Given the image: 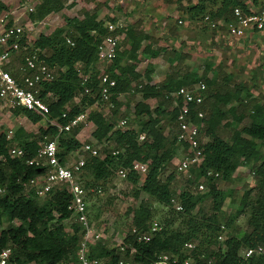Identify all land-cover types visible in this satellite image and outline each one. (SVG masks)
<instances>
[{
  "label": "trees",
  "instance_id": "16d2710c",
  "mask_svg": "<svg viewBox=\"0 0 264 264\" xmlns=\"http://www.w3.org/2000/svg\"><path fill=\"white\" fill-rule=\"evenodd\" d=\"M213 1H219L215 9L208 7L207 0H198L184 6L183 12L190 19L198 17L200 23L208 16L210 22H219L223 27L235 20V7L246 14L251 12L245 0ZM163 2L169 4L175 0ZM62 7V0H41L36 14L43 18ZM111 20L115 23L114 18ZM66 25V32L56 28L50 34H39L31 45H26L27 38L23 35L20 51L6 66L7 70L17 75L24 54L31 49L38 50L45 63L55 69L54 79L43 83L40 92L49 107L46 118L60 125L68 124L101 101L100 71L95 68V64L99 59L98 47L108 34L104 22L95 12L85 11L82 18H68ZM116 31L123 35V49L117 50L115 57L108 61L103 70L115 80L109 99L112 103L111 112L116 114L118 110L119 94L140 92L142 99L134 105V113L140 117V125L138 129L130 125L125 128L116 127L112 115L105 116L97 110L87 114V120L95 126L93 139L106 145L102 147L100 156L87 154L82 169L91 174L93 180L86 182L85 187H95L97 182L104 184L115 170L127 169L126 179L136 185L133 195L138 197L140 192L146 195L140 199L136 208L131 209V226L138 232L148 230L153 201L174 210L172 199H175L181 206L176 212L182 215V219L178 227H173L171 220H165L162 228L153 233L148 241H137V234L129 229L123 243L134 248L132 253L129 248L120 251L118 247L110 248L101 241L91 243L90 257L103 258L111 264H116L118 258L128 259L135 264H156L157 257L166 253L176 258L175 264H182L186 257H191L192 264H264V255L253 256L248 260L238 255L241 247L264 245V152H261V147H264V103H260L257 95L252 96L246 83L233 80L231 73L219 69L212 70L213 76L209 77L207 72L199 76L195 72L179 69L178 64L186 54L178 53L172 47L151 48L148 44L143 47V42L150 40V37L143 31L139 20ZM66 37L73 44L67 43ZM25 45L26 49L23 48ZM166 52L170 53L166 57L169 66L173 65L166 78L154 82L151 77L153 65L148 63L143 79L136 70L141 55L155 58L165 56ZM78 65H82V73L88 76L84 84L76 67ZM220 72L222 74L218 78ZM201 80L206 87L205 100L199 105L191 104L188 117L197 125L205 123L204 135L207 140L200 142L203 160L198 166L189 168L190 177L187 182L190 186H196L199 177L205 178L206 191L193 193L190 189H184L177 193L172 185L173 173H168L164 179L160 178L171 166L176 151L179 148L186 150V145L178 141L177 115L182 101L171 94ZM85 88L91 91L87 93ZM48 93L51 97L46 96ZM77 94L81 98L73 102ZM245 96L249 99L246 100ZM149 98L156 99L154 107L145 102ZM199 110H204L206 117L198 118ZM12 112L23 115L32 123L43 118L24 107H18ZM64 112L65 117L62 116ZM245 118L246 122L240 129L229 128L230 120L241 124ZM80 127L81 123L67 131L58 132L56 126L48 124L40 127L35 134H28L19 127L13 134L14 141L20 140L17 145L23 149V154L18 157H11L10 140L6 138V133L0 132V186L4 187V192L0 193V249L11 248L10 260L14 264L76 262L82 237L81 227L71 222L70 229H66L63 223L71 215L68 209L71 195L65 184H58L39 200L31 182L45 174L46 167L28 164V161L36 155L42 142L57 136L58 156L64 162L70 152L78 150L82 145L77 139ZM142 133L145 139L139 141L138 136ZM114 150H119V153L112 154ZM133 161L147 164L143 177L130 169ZM240 166H250L256 181L255 187H246L235 213L221 216L225 199L236 191L225 193L219 188V182L223 180L230 184ZM209 170L218 175H206ZM250 194H253L251 199ZM247 206L250 212L248 228L242 232L235 221ZM14 220L19 223L12 224ZM4 221L9 225L1 228ZM225 228L230 231L224 241L219 243L217 237ZM195 241H198L197 246L188 251L185 244Z\"/></svg>",
  "mask_w": 264,
  "mask_h": 264
},
{
  "label": "rangeland",
  "instance_id": "374dc122",
  "mask_svg": "<svg viewBox=\"0 0 264 264\" xmlns=\"http://www.w3.org/2000/svg\"><path fill=\"white\" fill-rule=\"evenodd\" d=\"M41 0H0V29L7 27V24L20 26L23 30V35L26 36L27 42L31 45L33 40L39 34H50L56 28L64 29L67 31V19L72 17L82 18L85 11L95 12L98 18L106 24L111 22L112 18L115 19V23L125 26L133 23L142 13L146 10L144 3L147 0H62L63 7L58 11H53L43 18H40L36 14L37 5ZM155 7L160 8V1L153 0ZM198 0H175L174 6L166 7L165 18L161 20L160 27L162 31H168L169 34L161 35L156 38L155 42L145 41L142 46L150 45L152 48L156 47H172L178 53L186 54L178 64L179 69L188 72H195L199 76L203 72H207V75L213 76V71L221 69L224 73H231L233 80L246 83L252 96H258L260 103H264V34H260L253 30H248L245 36L239 39L231 38L227 35L226 28L219 22H214L216 25L211 27L209 24L203 25L200 23V19H190L189 16L184 13V6L193 4ZM156 2V3H155ZM249 6L250 11L264 10V0H245ZM219 4V1L207 0V5L210 8L215 9ZM149 9V8H148ZM155 8H153L154 10ZM181 21V23L179 22ZM114 23V22H113ZM185 29V34L189 36V39L194 41L193 44L196 47L189 46L187 49L195 51L198 55L191 59V54L184 52L186 48V42H181V31ZM260 34V35H259ZM122 38L119 39L118 47L123 49ZM160 43V44H159ZM160 45V46H159ZM18 53V52H17ZM14 53L10 59V62L6 64L8 66L12 59L17 55ZM169 52L164 54L165 56L158 58L157 79L163 81L169 71L173 68L166 57L169 56ZM189 55V56H188ZM195 56H198L197 58ZM149 58L148 55H145ZM143 59L138 66L139 73L143 76V73L148 65L147 60ZM188 60V65L186 61ZM109 60L101 59L99 57L95 68L100 72L106 68ZM148 62V63H147ZM151 64V63H150ZM21 64H19L20 66ZM5 66V68H6ZM81 74L82 65L76 66ZM206 67H210L206 68ZM213 70V71H212ZM11 72V70H10ZM20 75V71L16 72ZM221 72L218 73V78L221 76ZM84 75V74H83ZM196 83H204L203 80ZM195 84V83H194ZM81 95L77 94L73 102H78ZM246 100L249 99L245 96ZM141 93L132 91L121 93L117 96V101L120 103L116 114H112V103L110 101H99L95 103L91 108L86 110L88 114L90 111H100L105 116H113L116 127L125 128L130 125L135 129L139 128L140 117L134 113V105L137 101H140ZM149 104L154 107L155 100H149ZM206 117L204 110H201ZM203 117V118H204ZM126 119V124L120 126L121 120ZM246 118L241 124L230 120V129H240L245 124ZM223 121L220 123L219 126ZM49 121L44 117L37 123H32L21 114H15L12 111L2 108L0 106V132L8 134L9 131L14 132L19 128H23L28 134H35L40 127H46ZM94 124L86 120L81 122V127L77 134V139L83 143L86 140L92 139V131L94 130ZM205 123L198 127L199 139L206 141L207 137L204 135ZM226 136V134H225ZM227 139V137H226ZM12 140V145H17L20 140ZM94 140V139H92ZM261 152H264V147H261ZM186 154V150L179 148L176 151L174 158L171 160V166L167 169L166 173L160 175L161 179H164L168 173L174 174L173 187L178 193L184 189H190L193 193H205L206 191V179L199 177L197 182L204 185V190L198 192L195 185L190 186L187 182L190 177V170L178 171L176 169L177 161ZM87 154L85 155L86 159ZM66 159L70 162L77 159V155H67ZM81 185L86 190L87 211L90 223L93 227L100 232V240L102 243L110 248L119 247L123 241L126 233L132 227L131 226V209L136 208L139 205L140 199L146 195L140 192L138 197L133 195V190L136 185L128 181L126 178H120L118 171L115 170L113 175L102 184L97 182L95 187H85L86 182L93 180V177L83 169L75 175ZM43 181V177L37 176L34 182H31L33 187H37ZM256 181L253 173L250 170V166H240L233 175V180L230 184L225 181L219 182V188L225 193H229L230 190L236 191L228 195L225 199L221 216H227L235 213L239 209V202L243 191L247 188L255 187ZM101 185V186H100ZM253 192V191H252ZM253 194H250V199ZM42 198L40 197L39 200ZM174 208L171 209L163 204L153 201V213L151 222L156 221L161 225H164L165 220H171L173 227L180 226L182 215L176 212ZM249 206L245 208L235 221V225L243 232L248 228L249 218ZM71 220H65L63 223L66 229H70ZM18 220H14L12 224H18ZM9 225L4 221L1 228H5ZM230 229H224L220 234L225 239ZM219 241V240H218ZM217 241V242H218ZM197 246L198 241L192 242ZM219 243H222L219 241ZM188 250V249H187ZM189 251V250H188Z\"/></svg>",
  "mask_w": 264,
  "mask_h": 264
},
{
  "label": "built area",
  "instance_id": "2783aa9c",
  "mask_svg": "<svg viewBox=\"0 0 264 264\" xmlns=\"http://www.w3.org/2000/svg\"><path fill=\"white\" fill-rule=\"evenodd\" d=\"M233 15L235 20L225 24L227 35L236 39L245 36L246 31L253 30L260 34H264V10L251 11L250 14L244 13L239 7L233 9ZM181 23V21H179ZM209 24L214 27L216 24L209 21V17L203 18L202 24ZM104 26L108 30V34L103 38L101 44L98 47L99 57L105 60H111L115 57L118 47L119 39L123 37L122 34L116 30L121 25L113 22H107ZM23 36V30L20 26L11 25L0 29V106L12 111L18 107H24L46 118L49 111L48 104L40 96L43 83L50 82L55 77V69L49 67L45 61L40 57L38 50L31 49L27 51L23 56V61L19 67L20 75H14L5 68L6 64L10 62V59L14 53H17L21 49L20 39ZM66 42L73 44V41L66 37ZM26 45H29L27 42ZM26 45L23 46L26 49ZM79 71V70H78ZM82 79V84L87 80L88 76L79 72ZM99 95L101 101L108 102L112 92L111 87L115 85V80L111 79L107 73L103 70L99 75ZM85 92H90V88H85ZM47 97H51L48 93ZM172 97L181 99L182 107L177 115L178 123V141L183 142L186 145V154L176 163V169L178 171H186L191 166H198L202 160V150L200 148V142H204L199 139L198 127L189 117L191 104H202L206 97V87L204 83H195L190 86L181 87L176 92L171 94ZM66 112L62 114L65 117ZM197 117L203 119L204 114L201 110L197 111ZM47 119V118H46ZM87 113H81L72 119L66 125H60L53 120H48L50 125H54L58 128V132L67 131L73 126L79 125L81 122H86ZM126 124V119L120 121L119 125ZM204 123L201 122L200 126ZM13 132L9 131L6 134V138L12 143ZM145 139V135L139 134L138 140ZM106 143H99L96 140H86L82 143L80 148L74 152H70L68 155H77V159L73 162L66 159L61 162L58 156V139L57 136L53 139L46 140L40 144V148L36 155L28 161V164H34L39 166H45L46 172L43 175V181L36 187V195L44 198L46 194L58 184H65L67 191L70 193V201L68 209L71 212L70 217L67 220L76 222L81 227L82 237L79 245V249L76 254V262L70 264H111L103 258L90 257L89 249L91 243L97 242L100 239V232H98L90 223L87 211L86 190L83 185L79 183L75 176L80 172L85 164V155L100 156L102 147ZM119 150L112 151V154H118ZM9 154L11 157H18L23 154V149L18 145H12L9 147ZM131 170L143 177L147 170V164L139 161H133ZM127 169H119L118 175L120 178H126L128 174ZM217 173L213 171H207L206 175ZM35 178L32 180L34 182ZM198 192L204 190V185L199 183L196 186ZM4 192V187L0 186V193ZM175 209L180 210V204L172 199ZM162 228V225L156 221L151 222L147 231L138 232L134 226L130 228L132 233L137 234V241H148L151 235ZM217 239L220 242L224 241L223 235H218ZM194 243L188 242L185 244L187 249L194 248ZM120 251H125L129 248L130 253L134 251V248L130 245L125 246L123 241L119 245ZM238 255L243 260H248L253 256L264 255V245L258 244L253 247H241L238 251ZM11 248L5 247L0 249V264H14L11 260ZM156 264H175L176 258L169 254H160L155 262ZM25 264H36L29 262ZM116 264H135L132 261L125 258H118ZM182 264H192L191 257H186Z\"/></svg>",
  "mask_w": 264,
  "mask_h": 264
},
{
  "label": "crops",
  "instance_id": "0c3cea01",
  "mask_svg": "<svg viewBox=\"0 0 264 264\" xmlns=\"http://www.w3.org/2000/svg\"><path fill=\"white\" fill-rule=\"evenodd\" d=\"M156 3V2H155ZM160 8L158 7H155L156 6V4H154V1L153 0H147L145 3H144V6L146 7V10L147 11H145L144 13H142V15H140L139 17H138V19H136L135 21H137V20H139L141 23H142V29H143V31L150 37V40H146L147 42L148 41H150V42H155V40H156V38H158V36H161V35H167V34H169L168 33V31L166 30V31H162L163 29L160 27V22H161V20H164V18H165V11H166V7H172V6H174L173 4L174 3H165V2H163V0L162 1H160ZM149 8V9H148ZM153 8H155L154 10H153ZM134 21V22H135ZM133 22V23H134ZM185 32H187V31H185V29H183L182 31H181V42L183 43V42H186V46L184 47V48H186V50H184V52H186V53H188V54H191V59H193V57L194 56H192V55H198L195 51H193V50H189V49H187L189 46H193V47H196V46H194V44H193V42L194 41H192V40H190L189 39V36H187L186 34H185ZM260 35V34H259ZM261 36H264V35H261ZM145 42V41H144ZM143 42V43H144ZM160 44V43H159ZM160 46V45H159ZM152 48V47H151ZM189 56V55H188ZM199 56V55H198ZM198 56H195L196 58L198 57ZM149 57V56H148ZM159 57H162L161 55H159L158 57H155V58H152V57H149V58H146L145 56H144V60H147L148 62H150L152 65H153V73L151 74V77H152V79H153V81L154 82H160V81H158V79H157V70H156V68H157V66H156V64L159 62L158 61V58ZM143 59H141V61H142ZM147 62V63H148ZM141 63V62H140ZM140 63H139V65H140ZM186 65H188V60L186 61V63H185ZM138 65V66H139ZM138 66H137V71L139 72V70H138ZM142 78L144 79V77L142 76ZM155 100V104H156V99H154V98H149L148 100H145V102L146 103H148L149 104V100ZM150 105V104H149ZM93 106V105H92ZM91 106V107H92ZM90 107V108H91ZM93 139V138H92Z\"/></svg>",
  "mask_w": 264,
  "mask_h": 264
}]
</instances>
